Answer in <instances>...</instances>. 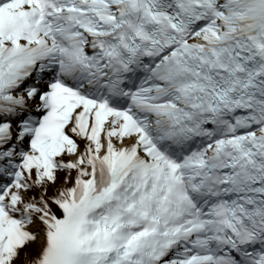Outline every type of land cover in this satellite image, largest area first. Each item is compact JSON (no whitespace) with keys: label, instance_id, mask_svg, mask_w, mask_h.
Listing matches in <instances>:
<instances>
[{"label":"snow or ice","instance_id":"snow-or-ice-1","mask_svg":"<svg viewBox=\"0 0 264 264\" xmlns=\"http://www.w3.org/2000/svg\"><path fill=\"white\" fill-rule=\"evenodd\" d=\"M0 264H264V0H0Z\"/></svg>","mask_w":264,"mask_h":264}]
</instances>
